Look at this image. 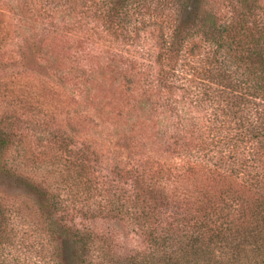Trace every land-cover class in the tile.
<instances>
[{
  "label": "trees",
  "instance_id": "trees-1",
  "mask_svg": "<svg viewBox=\"0 0 264 264\" xmlns=\"http://www.w3.org/2000/svg\"><path fill=\"white\" fill-rule=\"evenodd\" d=\"M3 2L28 56L61 77H81L70 52L108 36L119 59L90 66L93 105L110 107L135 153L191 163L108 158L64 129L36 151L0 119V264H264L259 0ZM113 221L144 246L122 245Z\"/></svg>",
  "mask_w": 264,
  "mask_h": 264
},
{
  "label": "rangeland",
  "instance_id": "rangeland-1",
  "mask_svg": "<svg viewBox=\"0 0 264 264\" xmlns=\"http://www.w3.org/2000/svg\"><path fill=\"white\" fill-rule=\"evenodd\" d=\"M259 2L264 6V0ZM24 27L25 23L19 20L7 3L0 0L1 120L12 124L13 129L26 135L24 138L33 146H37L36 151L52 139L49 133L64 129L73 140L95 143L108 158L119 153L124 159H135L134 162L152 157L155 162L184 172L191 163L189 160L158 150L155 146L148 148V153H135L129 140L114 124L110 107L100 111L93 105V95L90 93L92 84L86 88L83 80L91 81L86 78H92L90 66H95L94 62L101 59L105 67L111 62L112 54L119 50L109 44L110 40L107 41L109 38L105 36L106 31H103L106 40L99 41L101 44L83 42L77 50L70 52L81 60L75 70L81 77L71 74L61 77L43 64V60L28 56L27 43L22 37ZM112 59L117 61L119 54ZM113 91L117 96L121 94L117 86ZM108 226L111 234L122 245L128 248L144 246L142 236L123 222L113 221Z\"/></svg>",
  "mask_w": 264,
  "mask_h": 264
}]
</instances>
